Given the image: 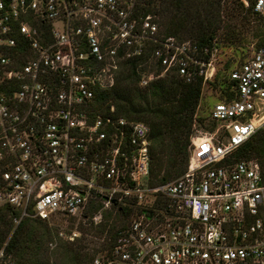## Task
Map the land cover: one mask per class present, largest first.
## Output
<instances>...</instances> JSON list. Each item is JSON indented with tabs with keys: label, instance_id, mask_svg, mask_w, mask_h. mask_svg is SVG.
<instances>
[{
	"label": "built area",
	"instance_id": "1",
	"mask_svg": "<svg viewBox=\"0 0 264 264\" xmlns=\"http://www.w3.org/2000/svg\"><path fill=\"white\" fill-rule=\"evenodd\" d=\"M142 1L0 0V205L15 225L94 201L132 210L91 264H264V156H235L264 127V47L230 70L236 97L191 134L186 172L155 185L148 126L94 109L96 91L147 53L186 82L212 59L160 33ZM253 11L264 18V0Z\"/></svg>",
	"mask_w": 264,
	"mask_h": 264
},
{
	"label": "trees",
	"instance_id": "2",
	"mask_svg": "<svg viewBox=\"0 0 264 264\" xmlns=\"http://www.w3.org/2000/svg\"><path fill=\"white\" fill-rule=\"evenodd\" d=\"M143 0L139 5L142 16L150 14L166 37L189 41L197 48L210 52L225 46H240L249 37L256 38V46L264 47V18L253 11L255 0ZM256 48V49H257ZM251 55V54H250ZM250 57V56H249ZM228 58L218 68L210 86H218L216 101L227 102L236 97L235 82L230 79L232 68ZM163 68L150 54L139 61L126 60L115 73L112 87L96 91L93 107L100 112H110L129 121H140L148 126L149 178L151 183L163 184L171 181L187 169L189 139L195 111L201 97L203 78L197 76L186 82L175 71L161 75ZM158 76L141 86V75ZM221 77V79H219ZM201 127L208 128L202 118H197ZM236 158L249 159L264 156V127L258 129L235 153ZM94 206L83 213L92 214ZM132 210L119 212L121 223ZM19 213L8 205H0V264H91L92 258L109 244V238L118 226L108 227L101 247L94 249L83 238L59 240L56 243L52 227L46 220L23 217L15 225L13 220ZM106 223L97 230L103 234ZM116 227V228H115ZM55 242V249L49 244Z\"/></svg>",
	"mask_w": 264,
	"mask_h": 264
},
{
	"label": "rangeland",
	"instance_id": "3",
	"mask_svg": "<svg viewBox=\"0 0 264 264\" xmlns=\"http://www.w3.org/2000/svg\"><path fill=\"white\" fill-rule=\"evenodd\" d=\"M243 1V0H242ZM244 3V2H243ZM245 5V4H244ZM158 26V24H157ZM160 27L158 26V29ZM161 33V32H160ZM176 39V38H175ZM177 40V39H176ZM179 41V40H177ZM182 42V41H179ZM257 48L256 46V38L249 37L247 41H244L240 46H225L223 44H219L217 49L211 51L209 58L212 59L211 66L207 68V79L203 80V87L201 92V97L198 102L197 109L195 111V117L192 125V133H196V131H204V127L199 126L197 118H202L204 120V124H209L207 119V114L213 103L216 102V98L218 97V86H210L207 82L211 81L215 72L218 68L222 67V64L230 58V67H233L235 64L245 60L250 56L251 52ZM148 76V75H147ZM151 76V75H150ZM221 79V77L219 78ZM145 84L140 81L141 86H145ZM95 202V203H94ZM92 206H94L95 211L90 214L87 213L86 217H83V212H79L76 215L72 216H54L50 220H48L49 226L52 227V232L54 234L53 240L58 243L59 240H69L73 241L75 239L83 238L85 241L90 242L88 245L94 247V249L100 248L101 243L106 238L108 227L118 226L121 223V216L116 208L109 207L103 208L102 204L99 201H94ZM99 216L98 219H93V216ZM96 220V221H95ZM100 223H106V230H104L103 234H100L97 230V226ZM116 228V227H115ZM59 232L65 233L68 235V238H65L59 235ZM49 244V249H55V242ZM56 257H52L50 260L53 264L56 263Z\"/></svg>",
	"mask_w": 264,
	"mask_h": 264
}]
</instances>
